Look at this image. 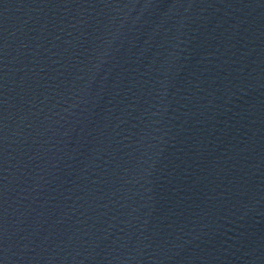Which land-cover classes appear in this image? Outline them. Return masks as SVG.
Instances as JSON below:
<instances>
[{"label":"water","instance_id":"95a60500","mask_svg":"<svg viewBox=\"0 0 264 264\" xmlns=\"http://www.w3.org/2000/svg\"><path fill=\"white\" fill-rule=\"evenodd\" d=\"M0 264H264V0H0Z\"/></svg>","mask_w":264,"mask_h":264}]
</instances>
